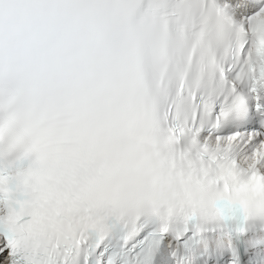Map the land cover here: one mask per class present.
Here are the masks:
<instances>
[{"label": "snow or ice", "instance_id": "snow-or-ice-1", "mask_svg": "<svg viewBox=\"0 0 264 264\" xmlns=\"http://www.w3.org/2000/svg\"><path fill=\"white\" fill-rule=\"evenodd\" d=\"M0 264H264V0H0Z\"/></svg>", "mask_w": 264, "mask_h": 264}]
</instances>
